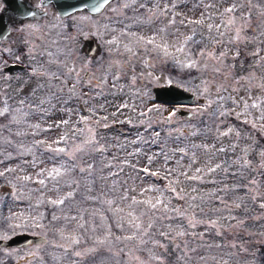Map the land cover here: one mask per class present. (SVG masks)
I'll use <instances>...</instances> for the list:
<instances>
[{
  "label": "rangeland",
  "instance_id": "374dc122",
  "mask_svg": "<svg viewBox=\"0 0 264 264\" xmlns=\"http://www.w3.org/2000/svg\"><path fill=\"white\" fill-rule=\"evenodd\" d=\"M25 30L11 60L27 68L0 74V238L46 242L0 247V264L100 253L48 234L34 214L40 200L62 199L55 186L72 172L88 187L102 179L97 194L108 202L111 177L119 199L131 188L155 200L125 264L264 262V188L250 182L257 141L236 120L264 116V0H112L97 16L76 11ZM170 83L205 97L196 117L155 99L153 88ZM251 122L264 132V121Z\"/></svg>",
  "mask_w": 264,
  "mask_h": 264
},
{
  "label": "trees",
  "instance_id": "16d2710c",
  "mask_svg": "<svg viewBox=\"0 0 264 264\" xmlns=\"http://www.w3.org/2000/svg\"><path fill=\"white\" fill-rule=\"evenodd\" d=\"M5 148L0 136V152ZM12 150L14 154L8 156L16 158L15 147ZM70 176L72 177L62 175L64 180H60L55 186L62 192V199L57 198L53 202L42 199L39 201L41 202L39 208L35 205L33 211L40 221L41 225H39L46 228L48 234L51 232L61 234L63 237L67 236V239L75 236L81 241L87 240L90 244L93 242L98 245L100 253L95 250L96 252L86 255L82 259L78 256H70V254L66 257L67 253L63 254L62 259H67L69 264H125L128 257L127 246L132 248L133 244L137 242V236L145 229L144 223L148 219L154 220L153 217L157 215V208L153 206L155 200L152 199L149 203H145L142 198L129 191L131 188H128L126 196L119 199V195L115 194L117 192L114 190V179L111 177L109 179L111 181L105 180L103 188L107 194L105 195L110 197V202H108L97 194L98 184L102 179L98 181L88 178L87 181L90 182L88 187L83 184L77 173L72 172ZM68 178L72 181L71 187ZM125 200L126 202H124ZM124 205L128 207L127 213H119L122 211L120 210L122 206L125 207ZM13 211L18 214L16 210ZM18 215L20 218L27 216L24 212ZM146 230L150 232L155 230V224L154 229ZM125 233H129V237L127 234L125 236ZM98 239L107 245L101 246ZM42 258L41 261L45 264H59V258L55 255L51 256L49 251L42 255ZM156 264H160V262L157 261ZM165 264H173V262L167 261Z\"/></svg>",
  "mask_w": 264,
  "mask_h": 264
},
{
  "label": "flooded vegetation",
  "instance_id": "af4514ba",
  "mask_svg": "<svg viewBox=\"0 0 264 264\" xmlns=\"http://www.w3.org/2000/svg\"><path fill=\"white\" fill-rule=\"evenodd\" d=\"M65 17H62L59 14L54 2L50 0H0V74L7 73L11 75L15 71L27 68V63L22 62V59L17 58L11 60L12 55H17L16 52H12V48L18 44V40L15 39L16 34L22 36L27 34L25 28L28 25L40 27L46 22L48 23V21L55 23L61 21ZM254 29L255 26L252 25L248 31L253 32ZM35 30H40L42 32L43 28H36ZM248 41L251 40L245 39L244 42ZM15 65L18 67L23 66V68L17 69V66ZM11 69L14 70L11 71ZM200 98L201 100L196 97V100L193 103L179 105V108L177 107L176 114L181 115L182 112L185 111L187 118L196 117L197 112L193 110V107L197 106V104L205 102V97ZM198 107L200 109L203 108V106ZM226 118L229 120L230 117ZM236 120H241L243 123L242 130H248L251 134L253 133V138L257 141L255 143L257 147L254 150L252 149L256 162L252 164V169L253 171L258 172V174H256L254 179H251L250 182L253 180L254 182L258 181L261 184V188H264V132H262L261 128L253 126L251 122H263L264 116H239L236 117ZM241 121L237 122L241 123ZM243 140H247V138H243ZM252 150L245 147V149H242V155L244 154L245 157L250 156L252 154ZM236 165L240 167L242 164L236 163ZM241 170H243V168H241ZM241 174L244 175L243 173ZM253 186L254 187H252L249 191L252 195L254 193L257 194L255 184H253ZM249 197L252 199L256 198L255 195H249ZM246 198H248V196H246ZM261 264H264V262Z\"/></svg>",
  "mask_w": 264,
  "mask_h": 264
},
{
  "label": "water",
  "instance_id": "95a60500",
  "mask_svg": "<svg viewBox=\"0 0 264 264\" xmlns=\"http://www.w3.org/2000/svg\"><path fill=\"white\" fill-rule=\"evenodd\" d=\"M53 1L59 14L64 17L77 10H86L91 15L97 16L104 7L112 0H50ZM88 53H94L95 48L93 46L92 39H88ZM17 66V65H15ZM13 68V66H12ZM17 69L23 68L16 67ZM14 69H11L13 71ZM155 99L165 104H187L193 103L196 100L194 93L189 90L170 83L167 85L156 86L153 88ZM201 100V98H198ZM185 111L182 112L181 116H185ZM5 190L7 186L3 187ZM46 242V237L39 234H32L28 232L16 233L8 238H0V247L13 248V247H26L31 244H40ZM26 259V258H25ZM17 262L16 264H18Z\"/></svg>",
  "mask_w": 264,
  "mask_h": 264
},
{
  "label": "snow or ice",
  "instance_id": "6c2138e0",
  "mask_svg": "<svg viewBox=\"0 0 264 264\" xmlns=\"http://www.w3.org/2000/svg\"><path fill=\"white\" fill-rule=\"evenodd\" d=\"M66 123V122H65ZM62 151V150H61Z\"/></svg>",
  "mask_w": 264,
  "mask_h": 264
}]
</instances>
